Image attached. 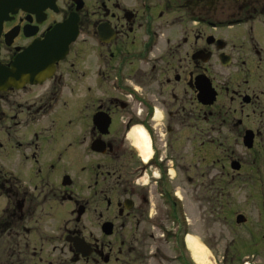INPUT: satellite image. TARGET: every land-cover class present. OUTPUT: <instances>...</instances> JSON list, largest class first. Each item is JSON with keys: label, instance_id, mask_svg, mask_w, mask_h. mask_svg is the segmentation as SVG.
<instances>
[{"label": "flooded vegetation", "instance_id": "1", "mask_svg": "<svg viewBox=\"0 0 264 264\" xmlns=\"http://www.w3.org/2000/svg\"><path fill=\"white\" fill-rule=\"evenodd\" d=\"M226 1L0 0V264H177L143 177L264 142V0Z\"/></svg>", "mask_w": 264, "mask_h": 264}, {"label": "rangeland", "instance_id": "2", "mask_svg": "<svg viewBox=\"0 0 264 264\" xmlns=\"http://www.w3.org/2000/svg\"><path fill=\"white\" fill-rule=\"evenodd\" d=\"M225 9L234 11V2L227 0ZM225 149L227 154L236 150V156L241 157L243 168L239 174L231 171L223 177L219 174L214 177L221 165L226 164L224 169H230L227 160L222 162L224 153H210L207 166L203 150L196 141L194 153L187 156V162H177L190 168L191 178L176 168L172 178L165 175L159 180L157 172H154L155 177L150 172L143 177L153 189L155 181H159L162 188L166 186L168 192H172L170 197L177 202L171 207L176 218L171 224L165 213L166 201L157 200V195L152 198V224L156 228L153 231L168 233L165 238L152 242V250L159 248L163 256L174 253L177 264H192L184 246L185 234H191L206 248V264H264V142L250 149L242 144L225 146ZM218 157L221 162L214 165L213 160ZM207 169L209 178L203 174ZM237 214L244 215L246 221L237 224Z\"/></svg>", "mask_w": 264, "mask_h": 264}, {"label": "bare ground", "instance_id": "3", "mask_svg": "<svg viewBox=\"0 0 264 264\" xmlns=\"http://www.w3.org/2000/svg\"><path fill=\"white\" fill-rule=\"evenodd\" d=\"M135 141V148L143 152V160L146 161L150 156V145L147 136L145 135L144 131L139 128L135 127L133 129ZM186 244L190 249L193 257L197 264H206L205 254L206 248L198 242V240L191 234H187L185 238Z\"/></svg>", "mask_w": 264, "mask_h": 264}, {"label": "water", "instance_id": "4", "mask_svg": "<svg viewBox=\"0 0 264 264\" xmlns=\"http://www.w3.org/2000/svg\"><path fill=\"white\" fill-rule=\"evenodd\" d=\"M212 100V99H211ZM243 145L247 148L250 149L252 147V135L250 131H247V133L243 137ZM231 168L234 170L239 169V163L234 161L231 164ZM236 223H242L245 221V217L241 214H238L235 218Z\"/></svg>", "mask_w": 264, "mask_h": 264}]
</instances>
